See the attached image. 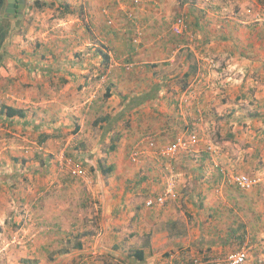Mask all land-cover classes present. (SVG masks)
<instances>
[{
  "label": "crops",
  "instance_id": "obj_1",
  "mask_svg": "<svg viewBox=\"0 0 264 264\" xmlns=\"http://www.w3.org/2000/svg\"><path fill=\"white\" fill-rule=\"evenodd\" d=\"M229 7L25 0L21 17L16 8L0 13V107L24 112H0V168L12 163L0 185H13L12 170H29L23 224L52 232L59 220L65 225L61 207L37 211L36 221L31 203L70 183L62 160L83 154L79 164L95 177L102 236L48 264H193L233 245H264L263 24L222 17ZM128 13L141 28L139 44ZM181 14L187 31L178 36L171 23ZM209 57L216 65L200 68ZM190 131L198 141L188 150L160 153ZM222 170L256 182L240 189ZM169 185L174 196L146 205Z\"/></svg>",
  "mask_w": 264,
  "mask_h": 264
},
{
  "label": "rangeland",
  "instance_id": "obj_2",
  "mask_svg": "<svg viewBox=\"0 0 264 264\" xmlns=\"http://www.w3.org/2000/svg\"><path fill=\"white\" fill-rule=\"evenodd\" d=\"M212 1V0H211ZM224 3L230 5L229 10H222V17L235 16L243 21H257L255 23L263 24L262 32L264 33V0H222ZM239 1L244 6H239ZM6 11V8H4ZM5 15L4 13H2ZM212 58L216 63L217 60ZM88 155V154H85ZM83 154L78 156L68 155V158L76 159L75 163L79 164V160H83ZM103 157V154L100 156ZM91 158V155L87 156V159ZM11 164H3L0 168V175L6 172ZM86 178H69L71 181L68 185L63 182L62 187L56 191L48 192L45 195H40L38 199L32 201V213L35 215V220L39 219L38 214H35L41 209H50L54 211L55 208L61 207L60 215L64 218V224L61 220L58 221V227L52 232H33L28 230L27 224H23L27 220L26 211L28 208L24 207L26 194L32 193L28 191L30 184L29 175H32L29 170L15 174L12 170L10 178L11 182H14L12 186H8L6 182H3L7 186L0 185V264H48L49 261L55 257L61 255L57 250L63 245L71 247L77 241L81 243H87L95 239V237L102 236L98 233L101 228V218L97 215L99 204L97 203L98 194L94 190L95 177L92 170L86 167ZM39 170V169H37ZM38 172V171H37ZM66 170L65 173L66 174ZM16 180V182H15ZM24 190L26 192H24ZM38 194V192H36ZM35 194V195H36ZM19 197V199H17ZM16 198L15 204L12 199ZM59 200V201H55ZM34 202V203H33ZM57 202V203H55ZM12 205V207H11ZM15 205V207H14ZM56 206V207H55ZM63 207V208H62ZM50 213L48 210H45ZM30 214L29 212H27ZM55 215L56 211L54 212ZM15 215L16 220H12L11 217ZM40 221L44 222L43 219ZM83 226V227H82ZM85 226V227H84ZM84 228H88V233ZM59 229V230H58ZM58 231V232H55ZM101 237L98 241L101 242ZM68 239V242H66ZM127 239L125 238V241ZM24 245H32L24 247ZM40 245H47L51 249L45 250L39 248ZM42 246V247H43ZM244 247L246 251V260L244 264H264V245H258L256 247H250V245H233L230 251H235ZM32 247V248H31ZM34 247L36 249L34 250ZM227 251V252H230ZM227 252H222L224 255ZM192 259V258H191ZM32 260V263L29 261ZM43 260V261H41Z\"/></svg>",
  "mask_w": 264,
  "mask_h": 264
},
{
  "label": "built area",
  "instance_id": "obj_3",
  "mask_svg": "<svg viewBox=\"0 0 264 264\" xmlns=\"http://www.w3.org/2000/svg\"><path fill=\"white\" fill-rule=\"evenodd\" d=\"M127 16L132 22H134L133 15L131 13H128ZM136 26L138 25H136L135 23V26L133 27V37L131 39L133 44H139L141 41L142 31H141V28L139 27L137 28ZM171 31L178 36L185 34V32L187 31L186 19L182 14L177 15L173 19L171 23ZM204 62L205 63H202L199 65L200 68H203V69L206 67L211 68L216 65V62L210 57L205 58ZM197 141H198V136L194 132L190 131L186 136H183V135L178 136L172 143L165 145L161 149L160 153L162 155L171 156V155L176 154L177 151L188 150V148L191 147V145L195 144ZM148 144L150 146H153L154 142L149 139ZM129 159L134 162L138 160L137 149L134 148L131 150L129 154ZM59 165L63 167V169H65L66 172L71 177H77L80 179V178H86V176H88L86 169L83 168L82 165L73 162V159L71 158L65 157V160H62L61 164ZM222 172L224 173L225 176L229 177L230 180L236 186H238L240 189H243V190L250 189L256 182L254 178L248 176L245 173H241V172L228 173L224 170H222ZM167 195L174 196V192H173L171 185H169L166 188L164 193L157 195L154 199H148L145 203L148 206L153 205L155 203L162 204L165 201ZM245 260H246V251L244 250L243 246L238 250L227 252L224 255H217V256H212V257H207V256L202 257V259L200 260L201 262H199V260L196 258L193 260L191 259L193 264H201V263L202 264H244Z\"/></svg>",
  "mask_w": 264,
  "mask_h": 264
},
{
  "label": "trees",
  "instance_id": "obj_4",
  "mask_svg": "<svg viewBox=\"0 0 264 264\" xmlns=\"http://www.w3.org/2000/svg\"><path fill=\"white\" fill-rule=\"evenodd\" d=\"M35 3H38V0H35ZM5 0H0V13H4L7 14L6 11H4V8H5ZM106 59V56L103 58V60L105 61ZM0 112L4 113L6 116H14V115H17V116H24V112L22 109L20 108H13L11 106H7V105H4V106H1L0 107ZM36 149H38V146H36ZM113 149V148H112ZM53 155V154H51ZM43 165V164H42ZM101 171L102 172H105V169L101 167ZM66 242H68V239H66ZM81 247V242L77 241L76 243H74L73 245H71V247H67L66 245H63V247H60L57 252L58 253H65V252H68L69 251V248H79ZM141 255H137V258H140Z\"/></svg>",
  "mask_w": 264,
  "mask_h": 264
},
{
  "label": "water",
  "instance_id": "obj_5",
  "mask_svg": "<svg viewBox=\"0 0 264 264\" xmlns=\"http://www.w3.org/2000/svg\"><path fill=\"white\" fill-rule=\"evenodd\" d=\"M25 0H5L6 12L13 15L16 8V16L21 17Z\"/></svg>",
  "mask_w": 264,
  "mask_h": 264
},
{
  "label": "clouds",
  "instance_id": "obj_6",
  "mask_svg": "<svg viewBox=\"0 0 264 264\" xmlns=\"http://www.w3.org/2000/svg\"><path fill=\"white\" fill-rule=\"evenodd\" d=\"M202 257H205V256H202Z\"/></svg>",
  "mask_w": 264,
  "mask_h": 264
}]
</instances>
